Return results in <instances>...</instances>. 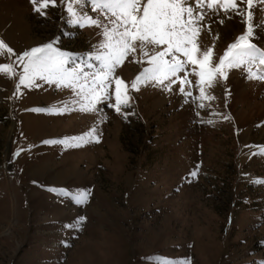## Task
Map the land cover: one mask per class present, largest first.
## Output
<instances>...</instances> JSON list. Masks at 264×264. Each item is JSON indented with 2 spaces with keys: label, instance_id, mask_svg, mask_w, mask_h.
Returning <instances> with one entry per match:
<instances>
[{
  "label": "rangeland",
  "instance_id": "1",
  "mask_svg": "<svg viewBox=\"0 0 264 264\" xmlns=\"http://www.w3.org/2000/svg\"><path fill=\"white\" fill-rule=\"evenodd\" d=\"M56 3L42 16L30 0H0V40L16 54L0 55V65L57 37L62 50L92 49L99 29L70 27ZM240 21L235 16L213 23L211 35L202 32L201 46L215 43L218 57L245 30ZM132 60L116 69L131 96L120 114L108 102L94 113L31 111L62 106L72 93L37 81L41 86H22L23 96L16 98L18 75L0 74V264H153V257H190L191 264L264 261V184L255 182L264 180V156L253 154L264 146V81L232 70L208 89L216 99L201 109L184 102L179 84L171 92L151 85L132 90L131 82L148 66ZM13 66L22 72L18 62ZM94 125L98 143H43ZM49 189H89L90 196L81 205ZM79 217L86 218L82 230L65 228Z\"/></svg>",
  "mask_w": 264,
  "mask_h": 264
},
{
  "label": "snow or ice",
  "instance_id": "2",
  "mask_svg": "<svg viewBox=\"0 0 264 264\" xmlns=\"http://www.w3.org/2000/svg\"><path fill=\"white\" fill-rule=\"evenodd\" d=\"M30 3L34 6L33 10L42 16L46 15L43 9L49 5L57 6L56 0H30ZM60 4L63 5L65 16L62 19L66 24L72 28H97L101 38L89 52L77 54L57 47L60 41V37H57L25 50L13 63L0 65V74L8 78L18 75L15 88L20 96L16 97L14 93L16 98L23 96L20 91L22 86L25 89L41 86L37 81L54 85L57 89H69L72 93L61 102L62 106L52 105L31 111L57 115L70 111L94 113L100 111L98 105L108 102V107L120 114L123 108L130 106L131 96L128 95L129 85L116 75V69L123 66L129 56L133 57L132 62L148 65L131 82L132 90L139 91L141 86L151 85L171 92L173 86L179 84L178 91L185 97L184 102L196 103L201 109L210 107L205 102L216 99L208 89L217 86L220 80H227L232 70H241L245 79L264 81V47L252 42L257 30H264V0H60ZM221 11L223 18L219 16ZM257 11L260 13L258 18ZM209 12L216 19L209 16ZM235 16L241 18L245 30L227 45L221 55L216 57L215 43L206 49L201 46L199 38L205 29L211 35L213 23L223 25L225 19ZM67 35L71 37L74 33ZM219 36L217 32L214 39H219ZM5 52L9 56L16 55L0 40V55ZM16 62L22 65L19 74L13 66ZM190 77H195V80ZM193 89L197 90L198 95H193ZM228 94L226 90V97ZM113 97L114 104L111 103ZM123 115L127 117L128 113ZM210 115L217 113L210 112ZM224 119L229 117L225 116ZM97 132L98 127L94 125L78 136L43 143L81 147L84 143H98ZM257 147L258 152L253 154L264 156V146ZM20 151L22 149H18L14 157ZM190 175L195 177L197 171H192ZM255 182L264 184V180ZM49 191L81 205L86 204L90 196L89 189L77 193H70L66 189ZM85 219L79 217L65 228L80 231ZM62 244L70 246L67 241H62ZM152 262L191 264V258L153 257ZM258 264H264V261Z\"/></svg>",
  "mask_w": 264,
  "mask_h": 264
},
{
  "label": "crops",
  "instance_id": "3",
  "mask_svg": "<svg viewBox=\"0 0 264 264\" xmlns=\"http://www.w3.org/2000/svg\"><path fill=\"white\" fill-rule=\"evenodd\" d=\"M256 7V6H255ZM259 7V6H258ZM260 13H258V11L256 12V16L257 18L259 17ZM259 30V29H258ZM260 31V30H259ZM261 32V31H260ZM264 34V31H263ZM263 40V41H262ZM253 43H256L258 46L263 47L264 46V36H262V38H260V36H258V34L256 35L255 39L252 41ZM264 67V66H262Z\"/></svg>",
  "mask_w": 264,
  "mask_h": 264
},
{
  "label": "bare ground",
  "instance_id": "4",
  "mask_svg": "<svg viewBox=\"0 0 264 264\" xmlns=\"http://www.w3.org/2000/svg\"><path fill=\"white\" fill-rule=\"evenodd\" d=\"M258 7V6H257Z\"/></svg>",
  "mask_w": 264,
  "mask_h": 264
}]
</instances>
